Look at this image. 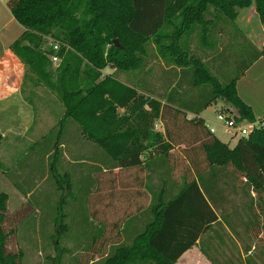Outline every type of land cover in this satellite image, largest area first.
Instances as JSON below:
<instances>
[{
	"label": "trees",
	"instance_id": "obj_1",
	"mask_svg": "<svg viewBox=\"0 0 264 264\" xmlns=\"http://www.w3.org/2000/svg\"><path fill=\"white\" fill-rule=\"evenodd\" d=\"M251 5L264 22V0L7 1L22 26L9 49L23 64L24 74L44 85L63 107L56 125L41 138L45 146L52 140V146L44 148L53 157L51 175L57 176V160L63 157L64 129L74 124L93 146L95 167L144 166L150 181L159 180L157 187L149 186L151 204L122 220L119 242L105 248L78 244L89 250L97 246L103 253L98 264H175L196 245L214 264H262L264 116L257 118L237 83L264 57V46L256 48L234 23L239 10ZM194 35L199 40L192 49ZM227 36L240 40L242 64H228L236 55H227L221 41ZM46 37L54 40L56 50L47 45ZM152 42L162 64L155 54L150 57ZM53 56L60 60L55 69ZM234 65L239 67L235 74ZM108 66L130 73V83L103 75ZM218 100L238 110V121L260 122L234 147L210 132L199 117ZM157 122L163 131L156 129ZM179 146L183 160L172 158ZM175 168L180 177H174ZM63 173L56 181L65 182L71 194L72 177ZM229 193L240 199L230 201ZM6 200L7 195L0 193V264H21L22 251L8 248L10 231L3 227ZM223 233L239 249L235 258L231 249V256L223 260L218 256L213 239L223 244ZM56 236L57 232L51 238ZM256 240L259 244L253 243ZM258 245L260 255H254ZM51 261L61 262L59 255Z\"/></svg>",
	"mask_w": 264,
	"mask_h": 264
},
{
	"label": "rangeland",
	"instance_id": "obj_2",
	"mask_svg": "<svg viewBox=\"0 0 264 264\" xmlns=\"http://www.w3.org/2000/svg\"><path fill=\"white\" fill-rule=\"evenodd\" d=\"M8 0H0V39L2 44L9 43L13 41L21 32L22 26L19 25L15 19L12 17L9 8L7 6ZM237 28L240 30L242 35L248 39L256 48L260 50L264 46V22L256 13L254 5H251L248 8L240 9L239 15L234 22ZM223 35V33L221 34ZM225 36V35H223ZM235 36L224 37L221 41L225 43L227 48V55L230 53L231 56L236 55V59L228 64H242L243 58L241 60L239 48V39H234ZM47 45L53 48L54 40L50 37H46ZM199 37L196 35L191 39V48L195 49L198 43ZM210 42H213V39H210ZM150 57L155 54L158 56V48L155 46L154 42L151 44ZM238 54H235V53ZM158 62L162 64L163 59L158 56ZM59 59L52 61V68L55 69L59 65ZM152 64V63H151ZM257 64H264V59L259 61ZM235 71L234 74L239 71V67L234 65ZM156 70H159L156 67ZM103 75H116L119 80L123 83L130 81L128 72L116 71V68L108 66L102 70ZM156 73V71H155ZM260 72L252 71L248 76V82H253L256 77H259ZM160 81H156L154 86H159ZM21 91L24 93H30L34 95L45 96V100L41 101L43 112L39 113L37 111L31 112L28 106L23 108L24 110L20 111L22 121L25 122L21 124L11 123L12 113L6 111L3 114L0 111V140L2 138L3 131V121H5V126L11 129L13 127H19L21 129L26 128L27 130L31 129V123L33 119L37 116H41L43 124L41 129L38 131V135H41L53 126L56 125L59 117L63 113V107L61 104L56 101L54 96L52 97L49 94V91L40 83H35L28 75L23 74V82ZM243 95H246V92L241 88ZM40 101H32V104H40ZM14 101L7 100L2 102V105H11ZM27 103V102H26ZM120 113H123V110H119ZM220 112H232L233 116H238V110L228 104L225 100H218L216 103L212 104L210 107L205 109L199 114V117H202L211 122V126L216 129L215 135L222 141L229 143L231 147L235 146L239 138L241 137L240 133H237L236 130L232 128H226L221 123L218 122L217 116ZM264 111L256 109V114L262 115ZM19 114L17 117H19ZM261 117V116H260ZM19 120V118H18ZM31 120V121H30ZM72 122V121H69ZM20 123V124H19ZM14 124V125H13ZM158 131H163V125L161 122H158L156 125ZM37 135V136H38ZM36 136V137H37ZM35 137V138H36ZM34 138V139H35ZM32 141L27 140L24 142V148L19 150V154L27 152L28 146ZM27 145V146H26ZM182 147H177L171 153L173 159L183 160L181 153L183 152ZM62 153H64L70 159L75 158V155L71 154L67 148H61ZM28 152H31V157L24 159L21 158L20 164L24 165L25 162L27 167L30 165L34 170L33 174L28 175L27 180L23 182L19 189L13 187V180H6L3 177V174L0 172V193L6 194L8 202L6 200V205H8V212L5 215V221L3 227L5 231L9 232V242L8 248L13 252L22 251V262L21 264H52L51 259H55V256L59 255L60 264H98L97 262L100 257H102V252L98 250V244L93 249H85L78 244L85 243L84 234L81 230L82 218L85 216V207H84V179L81 174L83 172H90V168L93 167L91 164L84 165V168H78L75 165L66 163L62 159H58L57 166V176H52L49 172V167L52 164L53 157L47 158L45 153L37 154L34 149L29 148ZM60 154V153H59ZM61 155V154H60ZM145 154L144 156H146ZM45 156V157H44ZM62 156V155H61ZM86 160L91 163H95L91 156L86 155ZM7 165V164H6ZM78 170H81L78 172ZM63 172H68L72 177V193H69V190L66 188V183L56 181V178L63 175ZM65 183V184H64ZM15 190V191H14ZM19 190V191H18ZM229 195V200H239V195L232 197V194ZM19 208V209H18ZM231 205L226 206L228 211V216H230ZM233 216V214H231ZM83 223V222H82ZM97 224L98 222H94ZM60 229L59 235L56 238H51L53 233L57 232V229ZM64 229V230H62ZM241 229V228H240ZM252 232H248V236H251ZM223 233V238L226 242L220 244L217 239H213L214 247H217L218 256L221 260L231 256L230 249L233 250L234 258L236 254H239V249L235 246V242ZM246 241H248L247 236L244 235ZM259 240H256L253 243H258ZM243 245V242L241 243ZM259 250H252L254 255H260L261 247ZM57 249H56V248ZM104 247V246H103ZM102 247V248H103ZM65 249L67 251H65ZM69 249L72 250V253L69 254ZM85 249V250H84ZM211 254H215V251L211 250ZM252 254V255H253ZM246 257V256H245ZM258 259V258H257ZM263 257L260 258L261 260ZM259 260V259H258ZM236 261V259H235ZM176 264H214L208 259V257L202 252L201 246L196 245L186 252Z\"/></svg>",
	"mask_w": 264,
	"mask_h": 264
},
{
	"label": "crops",
	"instance_id": "obj_3",
	"mask_svg": "<svg viewBox=\"0 0 264 264\" xmlns=\"http://www.w3.org/2000/svg\"><path fill=\"white\" fill-rule=\"evenodd\" d=\"M15 39H13V41ZM13 41L2 44L0 39V50L2 51V55L0 56V111H3V114H5L6 111L12 113L11 123L21 122L22 124L25 121H22L23 118L21 119L19 112L24 110L23 108L26 106L31 109L32 115H34V110L39 113L43 112L41 101L45 100V96L23 93L21 91L24 67L20 60L9 49ZM262 59H264V57H260L256 60L245 71L237 83L240 96L247 104L252 106L255 114L256 109L264 111V64H257L259 61L261 62ZM252 71H256L257 73L260 72V75L256 77L253 82H248V76ZM127 83H130V81ZM241 88L246 92V95H243ZM49 94L52 97L54 96L56 101L59 102L54 94L51 92H49ZM7 100L14 101V103L9 106L1 104ZM32 101H40L38 102L40 104H32ZM18 114L19 117H17ZM256 116L257 118H261L264 116V113L262 115L256 114ZM42 124L43 120L41 116H37L35 120L33 119L30 130L26 128L21 129L20 126L13 127L12 125H9L11 126V129H9L5 126V121H3V131L5 132L2 134L0 140V172L6 180L16 181V185L13 184L14 188L19 189L21 184L27 180L28 175H30V173L32 175L34 172L30 165L27 167L26 162L24 165L20 164L22 157H24V159L31 157V152H28L29 148L34 149L37 154L45 153L47 158L51 157L45 149L48 150V148L52 146V140L49 146H45V144L41 142V138L49 130L38 135V131L41 129ZM64 130L65 136L61 141L60 148H67L71 154L76 156L77 160L70 159L64 153L63 157L61 156L59 159H62L65 164L69 162V164L75 165L81 169L84 168L86 164L93 165V167L90 168V172L85 171L81 174L85 182L83 194L84 207L86 210L85 216L81 219L83 222H81V230L84 234L85 243L103 245V248H105V246H110L120 241L123 219L130 218L132 215L137 214L140 207H148L151 204L153 194L149 186H152L151 189L157 187L159 180L154 178L150 181L148 179L149 171L144 166L137 168L117 167L109 169L100 164L99 167H95L94 163L85 159L88 158L85 157L86 155L91 156V148L93 146L91 147V144L84 136L78 134V128L74 124H69ZM26 139L32 141V143L28 146L27 152L19 154V150L24 148ZM182 147H184V145ZM179 170V168H175L174 177H180L181 173ZM79 171L81 170H78V172ZM7 209L8 205H6V214L8 212ZM95 221L98 223L94 225ZM58 235L57 229V236ZM189 251L190 250H188V252ZM241 253L243 259H245V255L243 252Z\"/></svg>",
	"mask_w": 264,
	"mask_h": 264
},
{
	"label": "built area",
	"instance_id": "obj_4",
	"mask_svg": "<svg viewBox=\"0 0 264 264\" xmlns=\"http://www.w3.org/2000/svg\"><path fill=\"white\" fill-rule=\"evenodd\" d=\"M57 48H58L57 45L53 46V49L56 50ZM51 60L56 61L57 57L53 56L51 58ZM192 117L193 116H190L189 118H192ZM217 119H218V122L221 123L224 127L232 128V129L236 130L237 133L241 134V137L242 136H249L253 127L259 126V124H260L259 121L255 122V123L254 122L249 123V122H244V121H238L236 116L232 115V112H230V113L229 112H226V113L220 112L217 116ZM206 126L210 130V132L216 133V129L213 126H211V122L206 121Z\"/></svg>",
	"mask_w": 264,
	"mask_h": 264
},
{
	"label": "water",
	"instance_id": "obj_5",
	"mask_svg": "<svg viewBox=\"0 0 264 264\" xmlns=\"http://www.w3.org/2000/svg\"><path fill=\"white\" fill-rule=\"evenodd\" d=\"M115 43H116L117 46H120L119 43H118V40H115Z\"/></svg>",
	"mask_w": 264,
	"mask_h": 264
}]
</instances>
